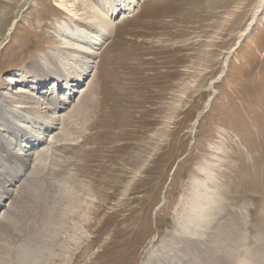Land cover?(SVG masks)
<instances>
[{
  "label": "rangeland",
  "instance_id": "374dc122",
  "mask_svg": "<svg viewBox=\"0 0 264 264\" xmlns=\"http://www.w3.org/2000/svg\"><path fill=\"white\" fill-rule=\"evenodd\" d=\"M122 2L89 1L109 13L112 27L88 54V72L71 78L85 68L74 31L94 30L99 18L89 19L80 0H0V97L18 105L9 97L21 87L43 99L33 88L37 63L60 72L67 60L71 73L43 84L58 99L51 114L61 122L33 119L47 140L22 171L37 192L20 207V233L50 238L40 264H145L166 234L179 235L174 225L199 181L219 195L198 200L211 209L213 218H203L244 227L241 245L264 250V0H135L124 17L131 9ZM15 131L0 128L11 147L29 145ZM0 162L1 173L19 176ZM14 246L5 251L15 256ZM218 255L219 264L235 262Z\"/></svg>",
  "mask_w": 264,
  "mask_h": 264
},
{
  "label": "bare ground",
  "instance_id": "6f19581e",
  "mask_svg": "<svg viewBox=\"0 0 264 264\" xmlns=\"http://www.w3.org/2000/svg\"><path fill=\"white\" fill-rule=\"evenodd\" d=\"M80 1L83 2V7L85 9V12L87 11L86 16H88L89 19L94 18V17H98L99 19L95 20L97 28H95L94 30L90 27H88L85 30H79V28L76 29V27L74 25V28L76 29V30L74 29L75 30L74 33L76 32V34L77 33L78 34L76 36H73V37H75V38L78 37L76 39V40H79L78 42H80L81 44L85 43L86 45H89V47L81 45V44H76L73 46L74 50H76V51L79 50V51L83 52V54L80 53V55L77 59L83 58V59H81V62L84 61L85 68L82 69L81 72L74 71V75H72L71 78H73V77H81L82 78V76L88 72L89 66L91 64L90 61L85 62V61L90 60L88 54L89 55H95V53H97V51H96L97 45L102 44L101 41L107 36V30L110 33L109 27H112L111 26L112 25L111 24V17L108 15L109 13H103L102 8H101L102 10H99L100 7L94 5L93 3H89V1L92 2V0H80ZM133 2L135 3V0H129V2H128V0H126V2H122L120 4V6H122L124 8H130L131 9L128 12L122 13L121 14L122 17L127 16V15H129V13L133 12V8H132L134 5ZM111 5H112V3H111ZM61 6L64 7L65 10L70 12V10L67 8L68 4L61 5ZM112 9H116V8H112ZM86 16H85V18H86ZM90 23L91 22H89L87 25L90 26L91 25ZM64 26L69 27L68 23L66 24V22H65ZM102 27H103V29H102ZM92 38H94V39H92ZM102 42H104V41H102ZM100 45H98V46L100 47ZM92 48H93V50H92ZM75 62H77V61L75 60ZM65 64H68V61L62 60L61 61L62 67L59 66L60 72L58 71V68H56V70H54V72H51V71L46 72L45 71L46 68L42 67L41 64H38V63H37V65L35 64L37 66V68L35 69V72L33 73L34 79L36 82V80L39 78V79H41V82L37 81L36 86H34L33 88L35 90L34 92H40V91L44 92L43 94L40 95L43 98L40 100L41 103L43 104L42 106L40 104V101H36V97L33 95V93H31L30 90L28 92V90L26 88L24 89V88L19 87L15 90V92H11V94L17 93V95H12V96L9 95L10 96L9 98H12L14 101H16V103L19 106L16 104L10 105L9 104L10 99L8 100L6 97H0V110H5V108H7L6 110L8 111V114H9V116L7 115V117H3V119L0 120V123H1L0 125L2 126V128H10V127L13 128L14 127L18 133L21 132V133H23L24 137H28V138H25V140L29 139V137H30L29 145L25 144L26 142L22 143L19 141L18 146L15 145V146L11 147V145H14V143H15L13 141V138L11 137V135L5 136L2 132L0 133V161H1V159L4 160L7 164H10L8 166L9 168L19 171L20 174L22 173V175L19 174V176L18 175L16 176V175L12 174V172L9 169H6V171H4L5 173H1V171H0V264H40V262L44 256L43 251H44V249L47 248V239H50V238H43V237L39 238L38 236H40V235L36 234V233H32L31 235L29 233L30 236L23 237L22 234L20 233V229L18 228V226L22 225V222H23V225L25 224L24 223L25 217L22 216L21 221H20V217L18 215H19V212H21V208H22L21 206L25 205L26 202L28 203V201H30L31 197L34 194H36V192H37V188L34 187L33 185L31 186L32 183L30 182L29 179L27 180V178H26L27 174L25 175L22 172L26 167V160L28 162H31V157H33L32 155H37L38 157H40V155H42L41 151H43V150H41V151L36 150V147H39V145L43 144L42 143L43 141L45 142V140H47L46 139L47 137L44 138V134H47L46 131L40 130L41 129L40 126L37 127V125H36V124H38V121L34 122L33 119L36 118L37 120H39L40 124L41 123L47 124L50 127H55V125H57L58 122H61V121H59L61 118L60 115L58 116L56 114H51V113H53L52 110L56 111L57 108L60 109V107H58L59 106L58 99H56V97L54 96L53 89L51 91H49L47 89H42L43 84L45 82L49 81L48 78L50 76L54 77L55 80L58 78H60V79L63 78V79L67 80L65 75H70L71 73H67L66 70H67V68H70V66L66 67ZM26 68H28V67H26ZM25 71H27V70H25ZM79 71H80V69H79ZM54 74L57 76H55ZM39 75L41 77H39ZM10 78H12V79H10ZM10 78H8L6 81L10 82V83L16 81L15 80L16 78H14V77H10ZM71 78L68 80H72ZM81 78H78L77 80H80ZM65 85L69 86V82L67 81L65 83ZM52 86H53V88L56 87L54 84ZM67 90L69 91L70 89L67 88L65 90V92L63 93V95L62 96L60 95L61 99L64 100V99L68 98L67 94H69V92L67 93L66 92ZM8 105H10L9 108L7 107ZM61 105H64V103L63 104L60 103V106ZM52 106H54L55 109L52 108ZM56 112H54V113H56ZM26 115H28V116L26 117ZM1 126H0V128H1ZM41 126L45 127L43 125H41ZM49 130H50V128H49ZM4 133H5V131H4ZM54 142H55V140H54ZM34 161H35V159H34ZM0 163H2V162H0ZM31 171H33V170H31ZM31 174L32 173H30V175ZM76 175H77V173H76ZM83 177H85V176H83ZM16 180H20L23 183H20V184H18V186H16L17 184L14 185V181H16ZM210 183L212 184L213 182H210ZM199 185H200V189L203 188V191H197L196 188H199ZM207 185H208V183H206V182L196 181V184L194 185V188H193V192H191L192 196L194 195L193 196L194 199H192L193 202H191V200L189 201L188 205H186V207H185V212H183V213H185V217H183L182 219H179L180 221L177 222L178 224L174 225V229L177 232V233H175V232L174 233L179 234V235L175 236L174 234L169 233L170 235L166 234L165 237H163V239L161 238L162 243H161L160 247L155 252L151 253L150 256L148 257V259L145 258L148 260V263L144 262L145 264H219V261H220L219 255H218L219 253H221L223 255L228 254V255H230L229 258H232V255H233L235 258L234 264H264V261H263L264 250L262 249V247H260L258 245L257 247L254 248V246H251V248H250L251 250H248L246 248V246L244 248L241 245V242L243 241L242 231L246 232L244 227L242 228V227H240V225H228V224L225 225L224 222H223V225H221L220 222L218 221L219 218H217L216 223L214 221L209 222L207 219L203 218L204 216H207V214L210 215V218L212 217L211 216V209L207 208L208 210L205 211L206 205L203 202H200L198 200L202 199V200H208L209 201V199H212L214 195L216 196L217 199L219 196L215 192L211 191ZM218 192H220V191H218ZM203 193H205V194H203ZM212 194H213V196H212ZM39 195L40 194H38L37 196H39ZM217 199L211 200V203L213 201L216 202ZM88 200H89V198H88ZM46 201H48V200H46ZM60 201L62 202V200H60ZM217 203H219V202H217ZM18 206H19V208L21 207L20 210H16ZM58 207H60V206L58 205ZM64 208H66V207H64ZM85 210H87V209H85ZM216 210H218V209H216ZM62 211H64V209ZM231 215H232V212H230V213L227 212V216H230V218H232L233 215L232 216ZM235 219H236V217H235ZM145 222H147V221H145ZM240 223H242V221H240ZM87 225H89V224H87ZM234 227H236V229H234ZM74 228H76V227H74ZM134 229H135V227H134ZM132 230H131V232H132ZM132 234H134V233H132ZM244 234L245 233H243V235ZM18 235H21V238H19ZM77 235H78V233H77ZM204 236L207 239L205 246H204V242H203ZM97 237H99V236H97ZM4 241L8 242V243L5 244ZM11 241H13L15 243V246L12 249L14 252H16L15 256L12 254V252L7 253L5 251V249H6L5 247H7L9 242H11ZM87 243H90V242H87ZM131 246H132V244H131ZM131 246H129V248ZM18 248H20V250L23 249V251H25V253H23V254H26V255H22L21 253H18L19 252ZM88 251H90V250H88ZM214 251H216L217 257H215L216 253ZM85 253H86V251H85ZM81 254H83V253L81 252ZM1 255H3V256H1ZM62 256H63V254H62ZM124 256H123V258H124ZM28 257H29V261H28ZM101 258H99V259H101ZM241 259H244L245 261L242 262ZM206 261H208V262H206Z\"/></svg>",
  "mask_w": 264,
  "mask_h": 264
}]
</instances>
